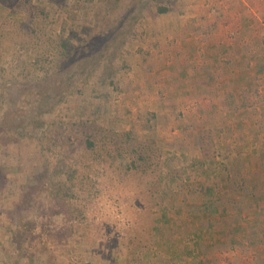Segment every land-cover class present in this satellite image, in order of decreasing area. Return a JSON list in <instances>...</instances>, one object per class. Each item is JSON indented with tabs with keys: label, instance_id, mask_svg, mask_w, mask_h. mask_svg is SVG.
Returning a JSON list of instances; mask_svg holds the SVG:
<instances>
[{
	"label": "rangeland",
	"instance_id": "374dc122",
	"mask_svg": "<svg viewBox=\"0 0 264 264\" xmlns=\"http://www.w3.org/2000/svg\"><path fill=\"white\" fill-rule=\"evenodd\" d=\"M0 264H264V0H0Z\"/></svg>",
	"mask_w": 264,
	"mask_h": 264
}]
</instances>
